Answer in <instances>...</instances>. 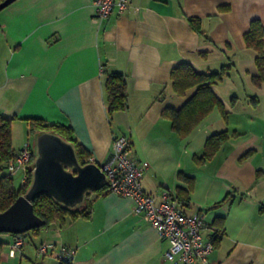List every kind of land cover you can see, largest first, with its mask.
<instances>
[{
	"label": "crops",
	"instance_id": "obj_1",
	"mask_svg": "<svg viewBox=\"0 0 264 264\" xmlns=\"http://www.w3.org/2000/svg\"><path fill=\"white\" fill-rule=\"evenodd\" d=\"M95 1L14 0L0 11V111L17 117L14 147L32 144L26 118L71 125L98 164L113 158L114 137L127 135L149 165L144 190L158 201L165 191L180 194L186 213L205 216L212 262L264 264V80H255L259 52L245 41L253 20L264 27V0H131L123 14L104 19ZM181 63L203 73L229 67L212 85L227 118L216 106L187 136L164 115L198 89L175 90L172 72ZM107 70L125 75L129 93L128 108L112 117ZM223 131L228 140L200 161L209 137ZM89 199L90 217L67 216L31 233L17 256L50 242L76 250L71 264H182L165 259L169 242L135 212L131 197L93 191ZM14 238L0 234V261L11 258ZM40 260L60 264L56 254Z\"/></svg>",
	"mask_w": 264,
	"mask_h": 264
},
{
	"label": "trees",
	"instance_id": "obj_2",
	"mask_svg": "<svg viewBox=\"0 0 264 264\" xmlns=\"http://www.w3.org/2000/svg\"><path fill=\"white\" fill-rule=\"evenodd\" d=\"M3 0H0L2 2ZM193 28L202 33L198 20H191ZM247 45L255 48L259 52L257 57V65L259 75L255 80L260 83L264 80V27L259 20L251 22L250 30L245 34ZM229 67L223 66L218 72L203 73L196 71L193 66L188 63H181L172 72V80L175 90L179 94H184L189 88L198 86L197 92L193 97L179 110L167 108L164 115L168 116L172 121V126L181 136L189 135L193 129L212 111L214 107H219L225 119L227 111L221 99L213 92L212 85L220 81L228 72ZM105 92L107 101V111L110 117L116 111L126 110L128 108L129 93L127 80L124 74L113 71H105ZM17 117L9 118L0 111V212L8 209L15 200L26 194L32 180L33 172L28 171L25 181L20 188H16L13 176L8 169V161L13 158L19 150L13 144V122ZM29 124V135L36 137L37 134L45 131L55 132L65 140L71 142L82 165L91 162L90 152L73 137L74 130L71 125L62 123H48L41 118L24 119ZM227 131L213 134L207 140L205 153L200 157V161L212 158L217 151L228 140ZM198 159V158H197ZM105 186L96 190L99 194L105 192ZM91 193V192H90ZM87 194L85 202L78 208H68L59 203L49 194H41L33 201L35 213L41 218L42 225L30 231L23 233H11L15 238L19 235L28 237L31 233H38L42 230L49 229L56 221H64L68 216L71 219L79 217H90L92 213V203ZM177 199L184 207L186 198L178 195ZM3 243L0 242V245ZM60 264H66L60 262Z\"/></svg>",
	"mask_w": 264,
	"mask_h": 264
},
{
	"label": "built area",
	"instance_id": "obj_3",
	"mask_svg": "<svg viewBox=\"0 0 264 264\" xmlns=\"http://www.w3.org/2000/svg\"><path fill=\"white\" fill-rule=\"evenodd\" d=\"M131 0H96V17L104 19L114 12L121 15L130 6ZM36 147L27 143L8 161L7 169L11 174L21 171L23 182L27 172H34ZM148 163L138 159L132 150L131 140L127 135L114 137L113 158L101 169L106 174L105 188L120 196L131 197L135 202V212L142 214L157 230L163 240L170 244L164 253L167 260L182 264H216L211 261L215 241L206 239L203 231L207 226L205 216L200 213L188 214L177 196L165 191L158 201L143 188V178ZM26 238L17 236L9 245V257L17 256L23 248ZM42 257L56 254L60 262L71 264L76 250L69 246H57L42 242L37 247Z\"/></svg>",
	"mask_w": 264,
	"mask_h": 264
},
{
	"label": "water",
	"instance_id": "obj_4",
	"mask_svg": "<svg viewBox=\"0 0 264 264\" xmlns=\"http://www.w3.org/2000/svg\"><path fill=\"white\" fill-rule=\"evenodd\" d=\"M14 0L0 2V11ZM36 159L32 183L5 211L0 212V233H23L42 225L35 213L33 201L41 194H49L59 203L74 209L82 206L87 194L106 184L104 163L79 162L74 145L55 132L37 134Z\"/></svg>",
	"mask_w": 264,
	"mask_h": 264
},
{
	"label": "rangeland",
	"instance_id": "obj_5",
	"mask_svg": "<svg viewBox=\"0 0 264 264\" xmlns=\"http://www.w3.org/2000/svg\"><path fill=\"white\" fill-rule=\"evenodd\" d=\"M1 59H2V57L0 55V61H1ZM25 126L27 127V125H25ZM23 130L26 131V134H24V136H27V129L24 127V125H22V129L20 128V132H23ZM21 134L23 135V133H21ZM30 141H32V144L36 147V139L34 137H31ZM1 174H2V172H1ZM13 178H14L16 188H20L23 185V183H22V179H23L22 172L21 171L16 172L15 175L13 176ZM0 234H2V233H0ZM30 246H33V245H30ZM17 257L18 258L16 261L14 260L15 258H7L6 261L5 260L0 261V264H40V261H41L40 260L41 256L38 254V251H37V253L34 252V254L30 255L29 256L30 258L28 256H26V257H23L21 260L19 255ZM7 261H9V262H7Z\"/></svg>",
	"mask_w": 264,
	"mask_h": 264
}]
</instances>
